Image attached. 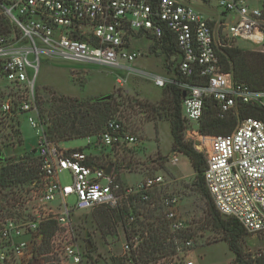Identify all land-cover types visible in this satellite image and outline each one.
I'll return each instance as SVG.
<instances>
[{
	"label": "built area",
	"instance_id": "obj_1",
	"mask_svg": "<svg viewBox=\"0 0 264 264\" xmlns=\"http://www.w3.org/2000/svg\"><path fill=\"white\" fill-rule=\"evenodd\" d=\"M194 0H0L2 14L18 31L0 34V73L8 83L23 89L18 112L36 130L34 154L41 175L37 202L27 218L19 215L0 220V264H89L87 249L78 245L71 217L81 210L108 207L125 210L121 221V253L124 264H194L188 258L191 238L181 239L184 226L175 211L178 196L164 195L163 218L173 238L169 255L145 259L139 254L148 236L151 218L147 210L155 188L165 185L163 174L140 176L123 182L111 163H98L85 149H65L45 133L34 105V83L41 57L70 63L93 64L124 74L151 78L158 87L174 85L182 90L180 103L183 133L205 161L203 182L215 210L234 218L245 232L264 235V121L244 117L230 133L205 135L198 130L204 102L211 99L217 116L238 117L244 104L264 110V88L252 89L223 68L224 49L232 42L264 46L262 7L240 0H218L217 24L193 4ZM223 19V20H222ZM221 27L218 32V27ZM172 36L179 58L177 77L151 75L133 68L142 54L131 49L137 36L161 43ZM126 80L119 77L122 85ZM184 93V95H183ZM13 102L0 101V119L10 118ZM97 145L113 148L136 138L118 119H108L91 136ZM88 143L90 138L88 137ZM170 163L179 165L174 155ZM110 167L109 173L104 168ZM66 172L71 182L62 184ZM34 185V184H32ZM74 198L73 204L67 198ZM53 222L48 251L39 254L41 225Z\"/></svg>",
	"mask_w": 264,
	"mask_h": 264
},
{
	"label": "rangeland",
	"instance_id": "obj_2",
	"mask_svg": "<svg viewBox=\"0 0 264 264\" xmlns=\"http://www.w3.org/2000/svg\"><path fill=\"white\" fill-rule=\"evenodd\" d=\"M194 1L193 5L214 18L213 23L218 26L216 20L221 11L218 0ZM240 1L252 7H262L264 2V0ZM9 25V32L5 35L12 33L18 35V31L11 24ZM262 26L264 27V23ZM220 29L219 26L218 32ZM231 44L232 47L244 50L245 64H247L245 69L249 71V75L260 74V67L264 69L262 67L264 61L262 65L260 64V54L263 53L264 46L261 48L248 42L237 41ZM131 48L142 54L135 60L134 66L151 75L177 77L178 73L176 74L173 69H175L179 55L174 48L171 51L165 50L162 42L149 40L140 35L132 40ZM223 68H227L226 70L231 71L234 76L230 61L227 66L223 62ZM119 77L126 78L122 85L116 82ZM141 93L149 97L160 98L150 101ZM60 95L80 99L84 104L81 110L90 109L91 103L88 102L90 98L110 96L112 105L108 112L109 119L120 120L125 130L133 135L136 141L131 145L123 142L113 148H107L97 145L91 135L90 143L86 137H78L65 141L58 140L56 142L59 146L65 149L82 148L94 156L93 161L113 164L123 182H132L126 181L125 175L129 177L136 175L140 178L141 175L163 174L165 185L161 189H154L151 195L154 206L147 210V214L149 213L151 217L149 219L152 220L149 232L152 229L154 234L160 230L158 228L162 227L159 223L162 219L164 220L161 207L162 197L176 195L179 199L175 211L184 226L180 240L191 238L193 241V246L188 250V258L194 264L233 263L234 255L229 251L226 242L221 240L223 233L214 229L208 222L210 214L207 208V197H209L207 189L203 186L204 194L198 189L195 183V173L188 158L170 149L171 137L167 124L170 121L169 112L172 110L170 109L172 96L167 85L160 88L152 82L151 78L138 74L127 75L98 65L47 60L41 57L33 91L34 105L39 120L44 122L52 118V111L58 104L56 98ZM23 96V89L8 83L0 73V101L10 98L13 102L14 113L10 118L0 119V157L5 158V161H18L23 156V160L28 163L32 158L35 159L36 130L27 122V114L18 112V103ZM145 102L160 104L155 111L150 112L143 105ZM239 119L240 116L236 118L235 125ZM182 139L193 146L194 141L184 133H182ZM174 155L180 156L179 165L170 163ZM5 161L0 163V167ZM60 180L62 184L71 182L66 172L60 174ZM0 192V220L12 215L28 219L29 206L37 202L40 188L38 183L32 185L29 182H23L0 188ZM66 200L69 204L74 202L72 196ZM208 201L213 204L210 197ZM103 218L102 210L97 208L77 211L71 217L78 245L86 249L88 244L90 245L86 252V256L90 259L89 264L122 262L119 259L122 250L120 243L122 229L119 223L124 220V217L122 220L114 217L109 222ZM164 224L166 228V221ZM45 226L46 224L41 225V233ZM239 245L243 249V260L249 261V259L264 257V235L262 234L252 235L244 232ZM48 248V239L43 235L38 253L43 254L48 251ZM172 251L173 247L169 245L164 250L155 252L154 256L169 255ZM32 264L42 263L38 259Z\"/></svg>",
	"mask_w": 264,
	"mask_h": 264
},
{
	"label": "trees",
	"instance_id": "obj_3",
	"mask_svg": "<svg viewBox=\"0 0 264 264\" xmlns=\"http://www.w3.org/2000/svg\"><path fill=\"white\" fill-rule=\"evenodd\" d=\"M262 14L264 18V2L262 4ZM9 24V21L0 14V34H7L9 32ZM162 44L165 50L171 51L172 48H174L176 53H178L171 35L166 34ZM224 53L225 56H222V61L226 66L229 61L232 63V71L236 80L246 83L250 88L255 90L264 88V69L260 67V74L250 76L249 71L245 69L247 64H245L244 50L230 47L225 48ZM260 55V64L262 65L264 61V51ZM262 67L264 68V66ZM167 88L172 96V106L170 107L172 110L169 112V125L172 136L171 148L188 158L195 173V183L198 189L204 194L202 175L205 161L201 153L197 152L191 144L184 142L182 139L184 129L180 109L182 90L174 85H167ZM110 100V96L108 98L106 96L90 98L88 100V102L91 103L90 109L81 110V106L84 104L80 99L65 95L58 96V98H56L58 104L52 111V118L43 122L45 124L46 135L49 139L54 141H65L78 137H88L98 133L109 119L108 112L112 105ZM159 104L145 102L143 105L148 111L152 112L158 108ZM239 116L240 119L244 117H255L264 120V110L256 106L244 104L239 107L238 117L233 114H228L220 118L217 116V109L214 102L211 99H206L198 130L201 134L205 135H224L230 133L235 126L236 118H239ZM23 159L24 156L18 161L12 162L9 160L5 161V158L0 157V163L5 161L0 167V188L23 182H29L34 185L40 182L41 175L37 157H35V159L32 158L30 163L25 162ZM208 198L209 197H207V208L210 214L208 222L214 229L223 233L221 240L226 242L229 251L234 255L232 264H264V257H259L255 260L249 259V261L242 259L243 249L239 245V241L245 232L244 229L234 218H223V216L215 211L213 204L208 201ZM97 209L102 210L103 219H107L108 222L114 217L122 220L125 214V210L116 211L104 206L97 207ZM159 223L162 225L160 228L157 227L160 230L153 234L151 229V232L148 233L147 238L143 242V246L140 250V256L142 258H153L155 257V252L158 253V251L164 250V248L169 245L173 247V238L168 228H165V221L162 219ZM54 227L55 225L53 222L46 224L44 230H42L44 237L48 239ZM115 264H123V262L117 261Z\"/></svg>",
	"mask_w": 264,
	"mask_h": 264
},
{
	"label": "crops",
	"instance_id": "obj_4",
	"mask_svg": "<svg viewBox=\"0 0 264 264\" xmlns=\"http://www.w3.org/2000/svg\"><path fill=\"white\" fill-rule=\"evenodd\" d=\"M136 38V37H135ZM134 38V39H135ZM132 49V48H131ZM132 50H134V49H132ZM135 62V61H134ZM134 62H133V64H132V66H133V68L134 69H136L137 71H144L143 69H141V68H138V67H136V66H134ZM145 72V71H144ZM148 73V72H147ZM154 75H158V74H154ZM126 79V78H125ZM141 95L143 96V97H145L146 99H148V100H150V101H155V100H157V99H159L160 97H158V98H154V97H149V96H147L146 94H144V93H141ZM167 126H168V129H169V132H170V125H169V123L167 124ZM89 138H90V136H88ZM88 137H86L87 138V141H88ZM170 137H171V143H170V149H171V144H172V136H171V133H170ZM157 147V146H156ZM157 150V149H156ZM164 154V153H163ZM177 154H181V153H179V152H177ZM183 155V154H182ZM185 156V155H184ZM180 157V156H179ZM178 157V158H179ZM180 160V159H179ZM189 161V160H188ZM189 164H190V162H189ZM138 176H136V175H134V177H129L128 175H125V179H126V181H133V180H135L136 178H137ZM130 178V179H129Z\"/></svg>",
	"mask_w": 264,
	"mask_h": 264
},
{
	"label": "water",
	"instance_id": "obj_5",
	"mask_svg": "<svg viewBox=\"0 0 264 264\" xmlns=\"http://www.w3.org/2000/svg\"><path fill=\"white\" fill-rule=\"evenodd\" d=\"M183 95H184V93H183ZM106 97L108 98L109 96L106 95ZM104 171H105V173H109L110 167L108 166V167L104 168ZM87 248H90V245L89 244H88Z\"/></svg>",
	"mask_w": 264,
	"mask_h": 264
}]
</instances>
